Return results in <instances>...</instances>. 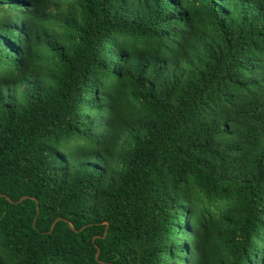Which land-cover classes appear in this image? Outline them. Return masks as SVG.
Wrapping results in <instances>:
<instances>
[{
    "label": "trees",
    "instance_id": "1",
    "mask_svg": "<svg viewBox=\"0 0 264 264\" xmlns=\"http://www.w3.org/2000/svg\"><path fill=\"white\" fill-rule=\"evenodd\" d=\"M0 264H264V0H0Z\"/></svg>",
    "mask_w": 264,
    "mask_h": 264
},
{
    "label": "water",
    "instance_id": "2",
    "mask_svg": "<svg viewBox=\"0 0 264 264\" xmlns=\"http://www.w3.org/2000/svg\"><path fill=\"white\" fill-rule=\"evenodd\" d=\"M36 213H37V211H36Z\"/></svg>",
    "mask_w": 264,
    "mask_h": 264
}]
</instances>
